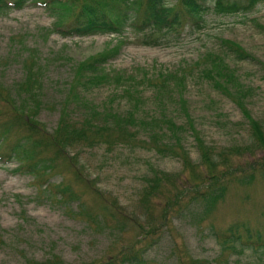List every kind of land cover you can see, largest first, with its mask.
I'll return each instance as SVG.
<instances>
[{
  "label": "rangeland",
  "instance_id": "obj_1",
  "mask_svg": "<svg viewBox=\"0 0 264 264\" xmlns=\"http://www.w3.org/2000/svg\"><path fill=\"white\" fill-rule=\"evenodd\" d=\"M41 1L45 2L30 0L20 9L0 11L1 89L12 90L14 98L18 90L24 110L35 113L34 131L29 133L25 116L19 114L18 120L13 107L0 96V133L4 135L0 138V156L6 158L3 154L8 145L26 135L42 142L25 143L27 150L35 151L30 160L38 162L36 178L16 160L0 162V264H37L48 257L49 261L60 258L64 264L98 262L103 256L110 258L118 251L127 252L133 244L142 246V240L155 238V244L146 248V264H264V254L259 251L245 249L233 254L219 250L209 229L211 226L223 232L230 226L236 232L245 227L264 232V143L242 156L241 175L250 174V179H223L222 197L201 214L199 205L174 211L176 201L185 191L191 192L188 179L183 178L189 172H182V159L187 155L192 162L197 161L189 130L181 132L182 145L165 155L149 149L142 135L122 142L118 137L115 142L104 140L101 134L108 130L113 138L115 130L105 127V116L119 118L130 106L122 92L125 87L141 91L143 100L136 112L146 116L147 109L153 105L161 109V105L152 99L153 87L144 76L184 68L186 84L181 92L201 140L215 151L247 143L250 135L245 118L230 99L199 77L202 63L195 65V61L208 51H221L220 39H230L264 62V1L244 13L205 14L199 28L184 25L177 31L146 35L125 26L120 33L83 36L58 32L55 15ZM84 1L93 0H76L73 8ZM98 1L105 5L110 0ZM117 44V54L103 64L107 80L86 87L71 104L78 107L77 121L92 128L86 134L88 144L61 146L58 142L64 136L56 128L60 100L76 63ZM224 57L240 82L250 88L246 101L250 117L264 122V77L258 65L248 59L235 60L228 53ZM33 74L35 80L42 79V96L31 93L35 88ZM119 74L123 76L120 81L115 78ZM168 91L165 86L161 92L167 103L161 112L170 113L179 123L181 111L169 99ZM71 93L72 88L68 95ZM85 109H92L94 117L81 118ZM1 118L7 120L2 122ZM48 135H52L51 141ZM68 156L74 158L73 165H68ZM45 159L50 163H44ZM157 171L179 172L180 177L160 180L159 186L143 198L146 179ZM45 178L51 190L47 189L50 184L42 182ZM59 184L63 197L54 191Z\"/></svg>",
  "mask_w": 264,
  "mask_h": 264
},
{
  "label": "trees",
  "instance_id": "obj_2",
  "mask_svg": "<svg viewBox=\"0 0 264 264\" xmlns=\"http://www.w3.org/2000/svg\"><path fill=\"white\" fill-rule=\"evenodd\" d=\"M28 1L30 0H0V11L20 9ZM115 1L117 3L113 4ZM262 1L264 0H110L103 5L98 0H93L84 1L76 8H73L76 0H45V2H41L43 5H48L52 14L55 15L59 22L55 24L58 32L63 36H83L99 32L120 33L125 26H129L135 31L143 32L146 35L152 32L177 31L184 25H189L191 28H199L203 24V16L205 14L231 15L244 13ZM68 15H70V18L64 24L63 21ZM220 45L221 51L206 52L200 57V60L195 61V65L202 63L198 69L199 77L206 80L214 90L230 99L239 110L241 116L245 118L244 121L250 135L247 143L244 142L233 149H219L215 151L201 140L197 129L192 123L186 100L183 98L181 92V89L186 84L184 68H180L181 71L179 72L157 71L154 74H149V76H144L146 81L153 87V92L151 93L152 99L161 105V109L153 105L152 108L146 110V116L138 114L136 112L137 107L140 103L142 104L143 100L141 91H139L138 87H125L122 92L127 95L130 106L125 112L120 113L119 118L105 116L107 121L105 127L114 128L115 132L113 138L110 133H106L108 130L101 132V134L104 133V140L116 142V139L119 137L120 142L130 141V139L142 135L144 139L146 138L148 148L157 154L165 155L167 151H173L176 147L181 146V132L184 130L190 131L197 152V161L195 163L192 162L185 152L186 157L182 159L181 170L182 172L184 170L189 172L183 178L188 179L187 185L191 187V192L185 191L183 196L176 201L175 205L177 208L174 209L176 212L190 210L199 205L202 209L201 214H203L222 197L225 187L223 179L232 178L236 182L250 179V174L241 175L242 165H240V162H245L242 156L245 154L249 155L253 150L260 149L259 145L264 143V129L262 128L264 122L258 118L250 117L246 108L250 88L240 82L235 70L225 59L224 53L230 54L235 60L248 59L254 61L258 65L263 77L264 62L254 58L251 53L244 50L233 40L220 39ZM113 47L108 49V51L100 53L98 56L91 59H83L76 63V71H74L72 80L68 82L60 100L61 112L56 123V128L61 129L64 136L58 142L61 146L72 147L75 144H88L86 134L92 128L87 127L81 121H77L75 116H77L76 110H78V107L76 105L71 106V104L77 101L79 94L83 93L86 87L91 88L107 80L108 74L103 72V64L117 54L119 44L114 49ZM27 69H29V66L26 67ZM32 78L35 80L34 74ZM115 78L120 81L123 76L119 74ZM16 84L22 85L20 82H16ZM165 86L169 90L167 93L169 99L174 100L181 111L182 121L179 123L170 113L161 112L165 104H167L161 97V92ZM70 88H72V93L68 95ZM31 93L37 97L43 95L42 79L35 80V88ZM17 95V98H14L12 90H9V88L1 89L0 86V96L5 98L7 103L13 107L18 120L19 114L25 116L27 120L25 125H30L28 132L32 133L34 131L32 128L34 127L32 117L35 113L25 111L23 108V103L25 102L20 97L18 90ZM91 110L85 109V112L80 117H94L91 115L94 113ZM0 117L2 116L0 115ZM17 117L15 116V118ZM3 120L7 119L1 118L2 122ZM96 131L99 133V129ZM52 135H48L50 141ZM2 136L4 135L0 133V138ZM32 139V137L27 135L24 138L16 139L15 142L8 145V151L3 154L6 158L0 156V162L9 163L12 160H16L19 162L20 168H25V172L32 174L34 178L39 176L36 172L39 167L38 162L30 160L35 151L27 150V146L25 145L28 140L31 141ZM32 143L34 145H42V142L37 139L32 140ZM36 154L38 155L39 153L37 152ZM232 157L235 158L231 160L230 158ZM45 160L47 162L44 163H50L48 159ZM73 164L74 158L68 156V165ZM67 167L72 168L73 166ZM254 169L259 168L256 167ZM178 173L166 174V172L162 171L151 173V176L146 179L143 198H146L156 186H159L160 180L180 177ZM179 180L181 181V179ZM42 182L46 183V185L50 184L49 187L47 186L48 190L52 189L48 178L42 179ZM54 191L56 195L58 194L62 197L65 195L63 189L60 188V184L54 187ZM148 206L149 204L146 200V207L149 208ZM209 229L219 245V250H229L235 254L245 249H250L264 254V232L261 233L257 230L252 232L246 227L244 231L236 232L230 226L223 232L215 231L211 226H209ZM142 241V246L138 242L129 246L127 252L118 251L111 256L112 258H105L106 256H103L98 262L92 260L82 261L77 264H146L144 256L146 248L154 245L157 238ZM50 258L41 260L37 264H64L60 258L49 261Z\"/></svg>",
  "mask_w": 264,
  "mask_h": 264
}]
</instances>
